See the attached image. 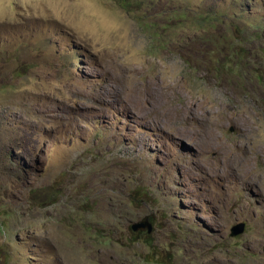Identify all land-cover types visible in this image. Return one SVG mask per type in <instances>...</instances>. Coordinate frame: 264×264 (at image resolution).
Masks as SVG:
<instances>
[{
    "label": "rangeland",
    "instance_id": "rangeland-1",
    "mask_svg": "<svg viewBox=\"0 0 264 264\" xmlns=\"http://www.w3.org/2000/svg\"><path fill=\"white\" fill-rule=\"evenodd\" d=\"M154 80L259 151L264 0H0V264H264V155L254 183L207 172L188 126L144 114Z\"/></svg>",
    "mask_w": 264,
    "mask_h": 264
},
{
    "label": "bare ground",
    "instance_id": "bare-ground-1",
    "mask_svg": "<svg viewBox=\"0 0 264 264\" xmlns=\"http://www.w3.org/2000/svg\"><path fill=\"white\" fill-rule=\"evenodd\" d=\"M139 71V70H138ZM137 73V72H136ZM153 77V76H152ZM135 79V78H134ZM151 79V78H150ZM149 80V79H148ZM132 81H134L132 79ZM135 82V81H134ZM162 82V81H160ZM133 83V82H132ZM159 83V82H158ZM158 83L156 81H149L145 84L144 88L140 90V97L143 101V111L146 116H152V118H159V116L165 115L167 116L168 126L169 122L172 121L174 123L182 124L184 126H188L192 134L196 137H199L201 140V147L199 148L201 153H213L214 156H212L210 159L214 160L213 163H206L203 166V168L208 172H213L212 175L218 176V177H226L230 172H235L236 175H239V178L243 182H251L254 183V180L259 176V173H255L257 171H254L255 167L253 166V162L256 158L261 157L264 155V146L260 148L259 151L256 149L252 154L248 153L246 154L244 150L242 151H235L233 147L228 144L224 139L222 140L217 136V134L214 133V124L212 125V129L208 128V126L205 123V116L211 114V112L207 109L206 103L204 101H199V105L197 108H191V107H184L182 110H175L174 112H170L167 108L170 106V96L166 94H158L157 93V87ZM163 83V82H162ZM144 84V83H143ZM161 85V84H160ZM143 86V85H142ZM141 86V87H142ZM133 87V86H132ZM131 87V88H132ZM168 87V86H167ZM130 88V87H129ZM139 88V87H138ZM159 88V87H158ZM133 89V88H132ZM178 90V89H177ZM134 91V90H133ZM126 92V91H125ZM180 93V92H178ZM130 94V93H129ZM139 94V93H138ZM183 94V93H182ZM133 95H137L134 94ZM179 95V94H178ZM173 96V95H172ZM125 97V95H124ZM137 97V96H136ZM174 97V96H173ZM183 97V96H182ZM131 98V97H129ZM135 98V97H134ZM133 98V99H134ZM139 98V97H138ZM173 99V98H172ZM186 99V98H185ZM136 99L135 101H137ZM180 100V99H179ZM126 101V100H125ZM140 101V100H139ZM176 101V100H175ZM186 101V100H185ZM184 101V102H185ZM192 101V100H191ZM190 101V102H191ZM128 102V101H127ZM141 102V101H140ZM126 103V102H125ZM129 103H132L131 101ZM173 103V102H172ZM187 103V102H186ZM134 104V103H132ZM181 104V103H180ZM179 104V106H180ZM172 105V104H171ZM127 106V105H126ZM139 107V104L137 105ZM183 106V105H182ZM189 106V105H188ZM197 106V105H196ZM235 106V105H234ZM210 107V106H209ZM237 107V106H236ZM247 107V106H246ZM141 108V109H142ZM249 108V107H248ZM196 109H201L199 112H196ZM211 109V108H210ZM223 109V108H222ZM251 109V108H250ZM226 110V109H225ZM236 110V109H235ZM242 110V109H241ZM219 111V110H218ZM224 112V111H223ZM243 112V110L241 111ZM238 113L236 115V119L239 121H246L247 123L249 120L252 119H258L251 111L243 114ZM246 112V111H245ZM254 112V111H253ZM255 113V112H254ZM232 114V113H231ZM223 115V114H221ZM234 115V116H235ZM233 116V115H232ZM215 117V115H214ZM222 117V116H221ZM225 117V115H224ZM150 118V117H149ZM162 118V117H161ZM163 119V118H162ZM210 119V118H209ZM161 120V119H160ZM164 120V119H163ZM264 120V119H263ZM166 121V120H165ZM210 121V120H209ZM229 122V121H228ZM254 122V121H253ZM161 123V122H160ZM171 123V122H170ZM217 123V121H216ZM231 123V122H230ZM239 123V122H238ZM241 123V122H240ZM246 123V124H247ZM256 123V122H254ZM154 124V123H153ZM172 124V123H171ZM220 124V123H219ZM257 124V123H256ZM162 125V124H161ZM221 125V124H220ZM237 125V124H236ZM252 125V124H251ZM183 126V127H184ZM246 126V125H245ZM159 127V126H158ZM164 127V125H163ZM161 127V128H163ZM172 127V125H171ZM252 127V126H251ZM168 129V127H165ZM220 128V126H219ZM218 128V129H219ZM217 129V130H218ZM245 129V128H243ZM248 129V128H247ZM250 129V128H249ZM171 130V129H170ZM184 130V129H183ZM258 130V129H257ZM189 131V130H188ZM220 131V130H219ZM260 131V130H259ZM173 132V131H172ZM213 133V136L210 134ZM244 133V131H243ZM182 136V135H181ZM223 136V135H222ZM225 136V135H224ZM187 138V137H186ZM193 141V140H192ZM236 141V140H235ZM231 142V141H230ZM243 143V142H242ZM241 143V144H242ZM250 143V142H249ZM199 144V143H198ZM197 144V145H198ZM189 145V144H188ZM235 145V144H234ZM243 146V145H242ZM237 147V146H236ZM190 148V147H189ZM192 148V147H191ZM235 148V147H234ZM251 148V147H250ZM246 149V148H245ZM191 150V149H190ZM237 150V148H236ZM239 150V148H238ZM199 152V151H198ZM261 152V153H260ZM195 153V152H194ZM200 154V153H199ZM191 155V154H190ZM207 159V157H206ZM212 162V161H211ZM203 169V170H204ZM232 175V174H231ZM214 176V177H215ZM231 177V176H230ZM235 178V177H234ZM223 179V178H221ZM235 180V179H234ZM223 181V180H222ZM221 181V182H222ZM236 183V182H235ZM237 184V183H236ZM235 184V185H236ZM260 193V192H259ZM102 223V222H101ZM105 223V222H104ZM103 223V224H104ZM257 240V239H256ZM255 241L253 239L249 240L248 244L249 246H253ZM259 244V243H258ZM256 245V244H255Z\"/></svg>",
    "mask_w": 264,
    "mask_h": 264
},
{
    "label": "water",
    "instance_id": "water-1",
    "mask_svg": "<svg viewBox=\"0 0 264 264\" xmlns=\"http://www.w3.org/2000/svg\"><path fill=\"white\" fill-rule=\"evenodd\" d=\"M147 226V231L148 233H151V225H146ZM145 228V225L142 224V223H134L133 226H132V229L134 231H138L140 229H143ZM244 232V224L243 223H239L238 225H236L235 227L232 228V231H231V236H236L238 234H242Z\"/></svg>",
    "mask_w": 264,
    "mask_h": 264
}]
</instances>
